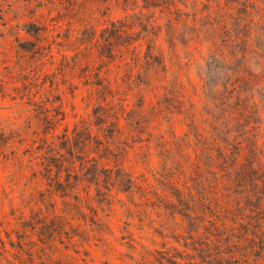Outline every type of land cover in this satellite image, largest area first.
Listing matches in <instances>:
<instances>
[{
	"label": "rangeland",
	"instance_id": "rangeland-1",
	"mask_svg": "<svg viewBox=\"0 0 264 264\" xmlns=\"http://www.w3.org/2000/svg\"><path fill=\"white\" fill-rule=\"evenodd\" d=\"M46 1L0 0V75L13 72L17 57L28 55L32 47L42 53L51 47L56 58L58 54L68 59L78 53L89 54L71 71V82L77 88L66 86L50 92L44 106L61 113L54 135L67 131L70 136L74 127H88L94 137L99 127L105 128V123L113 120L114 107L108 108L103 101L120 103L121 109L114 111L120 117L117 130H102L107 143L99 135L106 153L103 146L93 149L91 144L83 155L97 159L92 151L98 150L104 157L101 167H120L130 179L107 177L101 172L98 187L91 178L90 188L81 186L75 191L80 203L72 193L70 199H63L64 189L55 187L49 194L41 176L33 177L37 169L26 153L30 143L21 145L16 137L7 145L0 142V248L4 243L8 249L9 240L15 242L17 237L26 241V236L41 227L43 217L46 224L51 223L54 212L59 222L67 219L80 235L71 243L63 239V244H57L52 252L54 259L68 264H158L152 262L151 255L160 258V254L175 260L173 264H199V254L193 250L203 241L204 231L198 230L195 216L201 215L205 202L196 200L203 198L204 187L193 186L191 163L184 152L192 155L190 144L199 133L211 128L207 114L214 111L222 115L228 108H223L218 99L217 109H213L209 85L217 83L222 74L216 73L217 65L206 59L207 40L212 38L209 19L216 21L204 8L207 0H186V7L177 4L179 15L172 17L171 27L159 18L160 10L153 7L152 0H70L66 14L62 11L66 0H54L56 11L52 12L44 10ZM214 2L224 4V0ZM23 4L27 8L16 17L13 6ZM29 4L30 9L40 8L34 14ZM117 22L127 27L141 53L148 49L141 39H157L153 43L163 55L165 71L161 72L158 63H149L154 69H133L131 86L118 81L119 88L114 86L113 73L108 76L111 87L106 96L90 95L76 75L85 63L98 66L106 44L102 38L108 37L105 28ZM68 39L70 43L64 44ZM257 44L261 46V41ZM251 94L259 110L249 108L244 112V124L247 120V126L254 127L247 148L255 143L253 153L264 163V93L253 88ZM98 107H104L105 113L100 114ZM30 113L31 108L13 101L10 93L0 94V131L6 132L13 123L21 126ZM130 125L139 126V133L132 132ZM42 128L34 126L31 130L40 133ZM184 183L188 188L182 186ZM192 196L194 207L186 203ZM64 228L70 231L69 226Z\"/></svg>",
	"mask_w": 264,
	"mask_h": 264
},
{
	"label": "trees",
	"instance_id": "trees-1",
	"mask_svg": "<svg viewBox=\"0 0 264 264\" xmlns=\"http://www.w3.org/2000/svg\"><path fill=\"white\" fill-rule=\"evenodd\" d=\"M127 1L124 0L125 3ZM213 2L207 0L204 5L208 14L216 20L212 22L209 19L212 38L207 40L209 46L206 59L214 66L217 65L216 73L222 76L217 83L209 86L213 90V109H217L218 99L223 108H228L222 110V115H216L214 111L207 114L211 128L205 134L199 133L190 144L192 155L182 149L191 163L190 180L193 186L204 187L203 198L196 201L199 204L205 203L201 215L195 216L200 224L198 230H203L204 236L198 249L193 252L199 254V264H264V163L253 153L255 143L247 148L254 127L250 129L248 121L245 124L243 121L245 110H259L251 94L253 88H257L259 94L264 93V0H224L222 5ZM46 3L44 10L56 11L54 0H47ZM66 4L62 9L65 14L68 13L71 1L66 0ZM151 4L159 8V18L165 19L169 26L172 17L179 15L177 4L188 6L186 0H152ZM25 8L23 4L22 7L13 6L12 10L19 17ZM28 8L35 14L40 7L30 9L29 4ZM156 28L160 32V26ZM105 31L108 37L102 38L106 44L99 54L98 66L92 67L87 62L76 75L78 83L88 89L90 95L105 93L106 96L111 87L108 76L113 73L114 86L119 88L120 85L116 84L118 81L127 87L131 86L133 69L138 72L154 69L155 66L149 63L156 62L161 72L165 71L163 55L157 52V46L153 43L156 38L141 39L148 45V49L141 53L140 45H134L127 27L120 22L110 23ZM258 40L261 46L257 44ZM66 43H70V39ZM32 49L28 55L17 57L13 72L0 75V94L8 92L13 95V101L31 108V113L27 119H23L21 126L13 123V127L10 125L12 128L6 132L0 131V142L7 145L16 137L21 145L30 143V150L26 153H29L32 159L30 162L37 169L33 177L41 176L49 194L55 187L64 189V192L60 191L63 199H70L72 193L74 200L80 203V196L75 191L81 186L90 188L91 178L98 187L96 184L101 172L107 177L116 175L117 179L128 181L129 176L120 167L115 166L113 170L101 167L104 157H101L98 150L92 151L98 155L97 159L83 155L91 144L93 149L103 146L100 134L107 143L103 129L117 130L120 117L114 111L121 109L120 103L103 101L108 108L114 107L111 115L113 120L105 123V128L99 127L94 137L88 127H74L70 136L67 131L54 135L56 125L62 120L59 117L61 113L58 109L44 106L50 92L66 86L77 88L78 85L71 82V71L85 62L89 54L78 53L71 59L58 54L56 58L51 47L45 53L38 47ZM43 97L46 98L43 100ZM157 105L161 110L160 103ZM98 108L100 114L104 112V107ZM34 126L43 128L38 133L31 130ZM128 127L132 128V132L139 133V126ZM102 151L106 153V146L102 147ZM182 186L188 188L185 183ZM187 199L189 206L196 205L193 196ZM52 214L51 223L46 224L43 217L41 227L26 236V241L23 237H17L15 242L9 240L8 249L3 243V249L0 248V264H68L59 258L54 259L52 252L57 250V244H63V239L71 243L74 236H80L77 234L79 230L73 229L67 219L63 225L58 221L59 216L54 212ZM65 226H69L70 231H65ZM80 231L82 234L83 230ZM189 240H193L191 235ZM158 256L160 258L151 255L152 262L173 264L175 261L166 255Z\"/></svg>",
	"mask_w": 264,
	"mask_h": 264
}]
</instances>
